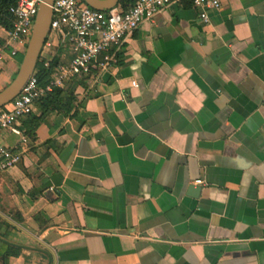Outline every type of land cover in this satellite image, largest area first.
<instances>
[{"label":"crops","instance_id":"1","mask_svg":"<svg viewBox=\"0 0 264 264\" xmlns=\"http://www.w3.org/2000/svg\"><path fill=\"white\" fill-rule=\"evenodd\" d=\"M208 18L164 8L66 81L61 110L0 133L21 155L0 174V264H264V0ZM6 32L0 92L26 52ZM71 57L51 35L40 60Z\"/></svg>","mask_w":264,"mask_h":264},{"label":"built area","instance_id":"2","mask_svg":"<svg viewBox=\"0 0 264 264\" xmlns=\"http://www.w3.org/2000/svg\"><path fill=\"white\" fill-rule=\"evenodd\" d=\"M127 11L115 8L108 12H98L89 8L82 0H55L52 6L51 35L60 36L71 47L72 57L67 64L55 68L52 80L40 86L35 73L20 95L10 104L0 109V133H16V126L22 119L30 117L36 103L54 88L63 87L73 77L89 74L93 65L106 70L116 62L112 49L120 46L133 35L144 21H153L164 8L182 0H130ZM199 13V19L206 24L208 12L221 9L222 0H190ZM42 0H16L11 9L13 25L7 31L6 46L27 45L31 39L35 19ZM48 36V37H49ZM16 54L13 48L11 55ZM101 58V61H98ZM49 67V62L44 63ZM135 82L132 87H136ZM23 142H26L24 139ZM21 162L20 153L0 145V174L16 167Z\"/></svg>","mask_w":264,"mask_h":264},{"label":"water","instance_id":"3","mask_svg":"<svg viewBox=\"0 0 264 264\" xmlns=\"http://www.w3.org/2000/svg\"><path fill=\"white\" fill-rule=\"evenodd\" d=\"M55 0H42L35 19L31 39L27 45L19 71L3 91L0 92V109L10 104L20 95L36 71L42 50L47 42L52 20V6ZM89 8L98 12H108L117 8L121 0H82ZM199 189L193 191L197 194Z\"/></svg>","mask_w":264,"mask_h":264},{"label":"trees","instance_id":"4","mask_svg":"<svg viewBox=\"0 0 264 264\" xmlns=\"http://www.w3.org/2000/svg\"><path fill=\"white\" fill-rule=\"evenodd\" d=\"M16 0H0V28L5 31H10L13 25V17L11 14V9L14 7ZM132 5V1L130 0H121L120 2V9L122 11H127L130 6ZM58 66V61L53 60L49 63V67H44V62L41 60L39 61L36 71H35V78L38 81L40 86H45L49 84L52 80L54 70ZM62 88H54L51 93L46 94L41 100H44V103H40L39 107L43 110V116L45 115V111L50 105H57V109H60L61 106V95H62ZM64 106V105H63ZM65 107V106H64ZM34 128H36L40 122L41 118H34L33 120Z\"/></svg>","mask_w":264,"mask_h":264},{"label":"rangeland","instance_id":"5","mask_svg":"<svg viewBox=\"0 0 264 264\" xmlns=\"http://www.w3.org/2000/svg\"><path fill=\"white\" fill-rule=\"evenodd\" d=\"M6 54H8V51L6 52ZM20 61L22 62V61H23V58H22V59H20Z\"/></svg>","mask_w":264,"mask_h":264}]
</instances>
